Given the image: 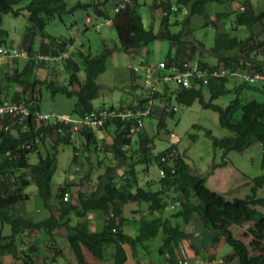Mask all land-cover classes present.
Segmentation results:
<instances>
[{"label": "trees", "instance_id": "obj_1", "mask_svg": "<svg viewBox=\"0 0 264 264\" xmlns=\"http://www.w3.org/2000/svg\"><path fill=\"white\" fill-rule=\"evenodd\" d=\"M20 1L22 0H0V17L6 14L16 16L19 10H22L29 24V28L23 33L22 41H30L31 38L33 39L34 33H38L42 40L34 41L32 45L29 43L26 46L24 63L20 66L19 56H1L9 64V68L0 75V84L2 81L5 83L4 91L10 92L6 98L16 103H22L29 114L23 118L22 124H17L16 118L13 117L0 118V256L7 254L13 260L19 261V264H34L32 255L20 246V235L44 232L50 237L51 231L56 226H60L64 227L66 231L65 239L75 264H88L83 248L99 264H105L108 261L111 264H124L126 260L124 245H131V248H134L136 244L152 239L157 234H161V241L157 248L158 254L162 257L160 264H173L177 259L174 248L180 242H186L188 246L194 247L189 241L194 235L186 233L184 226L190 225L195 220L198 228L200 227L209 235L207 244L213 246L222 241L231 249L230 253L218 258L221 260L220 263L217 262L218 259L214 260L217 264H264V213L253 207L254 205H264V197L255 198L256 190L264 186V89L260 99L252 95H247V99H241L236 93L235 97L229 100L225 106L215 104L212 100L230 91L223 88V83L228 79L226 76L210 78L206 84H202L200 80H193L190 87L186 89L169 90L168 84H164L161 86L162 90L157 89L149 94V98L154 102V110L151 111L150 117L158 115L156 117L157 129L164 126L165 116H171L174 112L169 106L171 98L176 104L185 106L197 101L201 108L214 111L217 114L218 125L231 132L230 136L217 138L212 136L208 129H204V134L210 139L213 149H220L222 155H225L228 151L240 152L254 143L259 144L261 173L250 180L248 194L242 198L234 197L230 200L224 199L221 194L205 185L206 174L200 176L191 172L184 157L175 150L174 145L151 156V139L146 134L145 127L148 126L146 124L147 126L143 127V134L138 137L139 153L135 162L146 165L153 160L156 166H160L159 156L168 153L172 159L171 166H164L165 175L159 177V189L151 191L138 186L134 187L133 192H129L126 190L127 187L118 185L114 180H110V177L99 176L92 189L87 192L76 190V202L70 203L67 200L68 197L65 196L66 190L71 186L70 183L57 186L54 193L50 189L51 176L56 166L57 146L59 144L72 145L73 157H75L74 143L75 140H78L80 147L85 151L89 152L92 147V150L97 152L95 134L86 130L74 133L70 137L69 133L65 131V125L33 116L35 112L42 113L40 107L42 89L46 90L52 98L56 94H61L66 98L74 97V105L71 110L75 114L74 116L80 117L91 112L93 110L91 100L97 96L99 89L95 78L104 71L106 59L110 54V49L103 47L100 52L91 55L85 49L83 42L77 41L75 35L50 36L44 32L46 20L57 16L61 21V15L70 12L73 7L83 9L91 6L96 16H103V22L106 19L110 21L109 24L116 30L119 41L123 42L122 49L135 52L140 46L157 39L166 40L174 47L184 44L183 40L188 32L186 24L189 22V18L203 16L205 21L209 22L207 6L211 3H220L221 0H174V4L169 0H150L151 8L159 13L157 16L159 28L155 32L152 28L144 27L136 9L137 0L118 12H114L112 9L116 0H111L112 16L106 14L104 16L103 10L100 8L104 2L98 0H92L90 3L76 2L69 9H66L63 0H27L22 6H16ZM171 5L176 7L175 12L168 11ZM242 5L241 10L238 7V13L234 20L237 25L248 28L249 34L244 38L229 36L227 32L217 34L210 51L216 57V62L221 64H208L205 60H198L200 66L211 68L222 66L230 70L242 69L243 65L238 62V59L242 57L226 55L224 52L241 51L246 48L247 42L252 39L254 23L264 27V7L253 11L249 3H242ZM180 7L187 9V15L180 22L172 18V23H179L181 28L177 32L171 33L169 31L170 18ZM161 12H166V14L162 15ZM86 18H89L88 22L85 21ZM90 22L91 18L86 14L83 18L84 26ZM92 26H96V24ZM4 36H6V32L0 27V47L12 48L13 46H7L4 43ZM248 48L244 52L255 48L263 49L264 39L254 41ZM193 50L194 45H191L189 53H192ZM37 53L47 55L48 59L36 61L34 55ZM187 58L188 54L185 55L183 48L180 47L175 48L172 55L167 52L164 61L166 65L181 64L189 59ZM242 59L247 61L246 57ZM55 62L60 64L61 69L56 70L55 64H53ZM37 67H46L45 70L50 68L56 72L65 73L67 80L65 83H61L52 77L40 79L34 71ZM251 68L253 72L264 73V65H260L259 62H255ZM81 70L83 72L82 79L79 77ZM73 83L76 85L75 89L70 87ZM11 85L17 86L18 89L12 90ZM204 86L207 88L208 94L206 100L202 95ZM246 86L254 85L247 84L241 87L252 89V87ZM146 100V96L142 94V96L132 99L131 102L121 101L116 107L131 110L142 109ZM1 101L0 97V103ZM113 107L110 105L107 108ZM236 113L237 117L234 116ZM129 122V119L119 121L112 118L107 119L102 127L104 129L109 128L110 124L112 125L110 148L118 157L125 153L122 148L130 144V137L125 135V127ZM5 124H8V129L4 130L3 125ZM193 126L200 128L198 125ZM102 128L100 131L103 130ZM38 148H42L44 154L37 153L36 162L28 163L27 155ZM171 150L173 151L171 152ZM73 161L74 159H72ZM224 165V162H220L217 166ZM213 168V166L209 168L208 174H211ZM77 171L72 170L74 174ZM87 175V173L81 176L77 175L78 184L89 186L90 181L83 179ZM122 177L120 180L127 179L125 174ZM29 185L34 187V195L40 201L41 207L22 212L18 208L22 207L28 199V194L24 192V189ZM170 191L173 192V196H169L167 193ZM63 196L65 197L64 201L62 200ZM54 197L60 201L59 217L48 213L44 217L36 218L39 211L48 208V200ZM166 200H171L176 204L171 217L180 219V222L171 223L168 217L162 216V210L168 205ZM128 202L136 204L142 202L146 206V210L139 213L136 234L133 238L123 232L121 224L124 219L118 215V206ZM89 212L102 214V224L97 230L91 231L89 228V217H87ZM71 215L79 219V223L70 225ZM94 218L98 219V217ZM3 225L9 227L8 234L1 233ZM232 227L241 229V235L246 240L237 238ZM52 249L51 261L57 256H61L60 251L53 252Z\"/></svg>", "mask_w": 264, "mask_h": 264}, {"label": "rangeland", "instance_id": "obj_2", "mask_svg": "<svg viewBox=\"0 0 264 264\" xmlns=\"http://www.w3.org/2000/svg\"><path fill=\"white\" fill-rule=\"evenodd\" d=\"M27 0L20 1L16 6H22ZM66 9L73 7L76 2L90 3L92 0H63ZM104 2L100 7L103 13L112 16L113 12L111 9V0H100ZM174 4V0H169ZM150 0H137V12L140 15L143 25L146 28H152L155 32L159 28L158 17L156 15L157 10H153L149 7ZM242 3H249L253 11H258L264 7V0H221L220 3H211L207 6L208 21H205L203 16H192L189 18V22L186 24L188 32L186 33L185 39L182 45H176L166 40L157 39L149 42L138 48L137 58L130 52H124L123 42H120L116 30L108 25H105L102 21L103 17L96 16L91 6H87L83 9L73 7V9L61 15V21L57 16L46 20L44 26V32L53 37H68L75 35L77 41H82L85 45V49L90 52L91 55L97 54L103 47L110 49V54L105 62L104 71L99 74L95 81L99 86L97 96L91 100L93 110L109 107L110 105L116 106L119 101L128 103L130 100L136 97L142 96L144 92L140 89L142 78H136L133 83L134 87H130L125 80L122 78L115 77V74L124 72L126 73V65L137 67L140 70V66H146L151 69L154 73V69L157 64L165 60L166 53L169 52L171 55L175 52V48H183L184 54H188L189 59L205 60L208 64H221L216 62V57L211 53L210 48L214 37L219 33L227 32L229 36H235L237 38H244L249 34V29L237 25L234 17L238 13V7H241ZM243 6V5H242ZM89 15L91 18L90 24L84 26L83 18L85 15ZM220 14L221 16H217ZM187 15V9L180 7L174 16L170 18L171 24L169 25V31L171 33L177 32L181 25L173 24L172 18L180 22ZM0 27L6 32L4 36V43L7 46H13L18 54L22 51V56H19V66L24 63V53L26 46L34 41L39 42L41 36L38 33H34L33 39L29 41H22L23 33L29 28V24L23 15L22 10H19L18 15L13 16L11 14L1 15ZM89 19V18H88ZM93 24H99L98 26H92ZM107 24V23H106ZM96 31H95V29ZM252 39L247 42L246 48L241 51L231 50L226 51V55H236L242 58L238 59V62L243 65L241 72H253L252 66L255 62H259L260 65H264V48H255L253 50L248 47L254 42L264 39V27L258 23L252 25ZM37 44V43H36ZM36 44L34 45L36 47ZM194 45V50L189 53V47ZM23 46V47H22ZM25 46V47H24ZM245 56V57H244ZM4 57H0V75L9 68L8 62ZM187 58V59H188ZM255 60V61H253ZM140 61L141 63H137ZM262 62V64H261ZM135 63V64H134ZM54 66L57 69H61L60 64L55 62ZM53 67V66H52ZM46 67L35 68L36 75L43 79L44 77H52L55 81L65 83L67 76L65 73L56 72L54 69L51 70ZM2 70V71H1ZM114 74V76H113ZM138 75H142L141 71H138ZM80 79L83 78L82 70L79 72ZM247 85L242 80L241 76L228 77L227 81L223 83V88L229 89L230 91L222 94L212 100L213 103L220 106H225L229 100L235 97L236 93L241 99H247V95L260 99L262 90L264 89V80L257 81L252 89L241 87ZM12 90L18 89L17 86L11 85ZM164 86V85H162ZM5 83L2 81L0 84V97L6 99L10 95V92L4 91ZM74 89L76 85L73 83L71 86ZM158 90L161 89V85H157ZM168 89L171 90V86L168 84ZM238 91V92H236ZM41 101L40 107L43 110L59 109L60 112L68 111L70 101L74 98H66L58 94L56 101L49 96L48 92L44 89L41 90ZM203 98L207 99V88L202 87ZM74 105V103H73ZM72 105V107H73ZM169 106H175V110L171 116H165L164 126L157 129V116L148 117L149 123L145 127L146 134L151 139L150 151L151 156L157 155L161 150L170 146H175V150L184 157L185 162L188 164L189 169L194 174L204 176L206 174L207 183L205 184L209 189L219 193L224 199L230 200L234 197L242 198L249 192V186L251 185V179L261 173L260 158L261 148L258 143L250 145L247 149L237 152L228 151L225 155H222L220 149H213L210 145V139L205 136L204 129H208L212 136L217 138L230 136L231 132L221 128L217 123V114L210 110L204 109L199 106L197 101H193L190 105L176 104L171 98ZM68 113V112H67ZM52 114H58L52 112ZM60 115V114H58ZM70 112V117L74 116ZM237 117V113L234 115ZM193 125H198L200 128H196ZM112 125H109L108 131H111ZM143 131V129H142ZM94 136L98 139L101 134L109 140L108 134L104 131L94 132ZM139 135H133L130 137V144L124 147L125 150L122 156H116L111 151L109 145L104 144V149L98 153L94 151L86 152L81 147L76 148L81 151L82 158L81 164L77 167V173L72 172L73 164L71 162L72 157V145L70 144H59L57 146L56 153V166L52 173L50 180V189L54 193L57 186H64L70 183V187L66 190V196L70 203H75V192L76 190L88 191L93 188L96 184L98 177L102 178L110 177V180H114L119 185L127 187L126 190L133 192L134 187H144L153 191L159 189V177L157 174V166L155 161H150L148 164H142L135 162L138 155V137ZM172 134V136H170ZM84 151V152H83ZM37 153L44 154L42 148H38L35 151L30 152L27 155V161L33 164L37 160ZM102 154H107V159L104 160ZM84 155V156H83ZM98 163H94L96 159ZM132 158V160H130ZM80 159V158H79ZM220 162H224L225 165L218 167ZM213 166L211 174H208L209 168ZM146 167V169H145ZM84 180L90 181L89 186L86 184H78L77 175H85ZM126 175V180L122 179V175ZM24 192L28 194V199L23 203L22 207H19L23 211H32L35 208H40L41 203L35 197V189L32 185L27 186ZM165 192V191H163ZM162 192V193H163ZM161 193V195H162ZM169 196H173V192H167ZM163 196V195H162ZM264 197V186L257 189L255 192V198ZM64 201V200H63ZM168 205L162 210V216L168 217L171 223L180 222V219L172 218L171 215L175 210L176 204L172 203L171 200H166ZM256 210L264 213V205H254ZM49 208V210H48ZM48 208L42 209L37 214L36 218L46 216L48 213H52L55 217H59L60 201L57 198L48 200ZM118 215L123 217L121 228L130 237H134L136 234L137 219L140 212L146 210L144 203L139 204L128 202L120 204L118 206ZM101 213L89 212L87 214L88 225L91 231L97 230L101 226ZM98 217V219L94 218ZM194 220V219H193ZM79 219L70 216V225L79 223ZM100 221V223H99ZM98 224V226H96ZM237 238H242L241 229L231 228ZM187 233H191L195 236L192 241L197 247L200 246L201 251H206L210 256H215V260L219 257L228 254L231 249L230 247L220 241L219 243L210 246L207 244L209 235L203 230L198 228L197 222L194 220L189 226H187ZM2 234L9 233V227L7 225L2 226ZM42 233V234H41ZM32 232L20 235L19 243L21 248L27 250L32 255L34 264H41L48 262L49 264H75L73 255L70 251L68 243L65 239L64 227L56 226L52 231V235L48 237L44 232ZM161 234H157L154 238L144 241L141 244H136L134 248L131 245H124L123 248L126 252V260L124 264H160L162 257L158 254L157 248L161 241ZM187 243L185 242V246ZM31 247L33 248L31 250ZM51 248L60 251L61 256H57L51 261ZM183 250V245L180 247ZM179 254L180 251H177ZM215 252V254H214ZM83 253L88 263L95 262L96 260L83 248ZM180 256V255H179ZM183 256H186L183 254ZM187 258V257H186ZM210 259V257H209ZM0 264H19V261L13 260L9 255L3 254L0 256ZM96 264H99L96 262ZM105 264H111L110 261ZM164 264V263H162ZM205 264H217L205 263ZM232 264V263H231Z\"/></svg>", "mask_w": 264, "mask_h": 264}, {"label": "built area", "instance_id": "obj_3", "mask_svg": "<svg viewBox=\"0 0 264 264\" xmlns=\"http://www.w3.org/2000/svg\"><path fill=\"white\" fill-rule=\"evenodd\" d=\"M134 0H116L114 7L112 8L114 12H118L124 9L126 6L130 5ZM241 10L242 7H239ZM169 12H175L176 7L171 5L169 7ZM165 15L166 12H161ZM171 17V16H170ZM86 22L89 21L88 18L85 19ZM14 48H2L0 47V57H18L22 56V51L16 53ZM26 54L24 53V57ZM36 61L47 60V55L35 54ZM64 56V54H63ZM131 69L136 70L137 67L130 66ZM140 69L144 70L143 80L140 89L144 92L146 96V104L142 109H128V108H99L92 110L91 112L80 116L71 118L69 115H58L52 113L35 112L33 116L38 119L50 120L52 123H61L66 126V130L69 136L72 137L74 133L82 131H92L100 132L107 119H117L119 121L130 120V122L125 127V135L131 137L142 132L145 123L148 121V117L151 116V111L154 110V102L149 98V94L152 91L157 90V85L169 84L171 90L174 89H186L191 85V81L200 80L202 84H206L208 79L217 77H233L241 76L242 80L247 84H255L257 81L264 80V73L260 72H241L239 70H230L218 66L216 68H211L209 66H200L198 59H188L181 64H169L166 65L165 61H161L157 64L152 73L151 69L146 66H140ZM175 106H171L170 109L175 110ZM27 109L22 105V103H16L9 98L2 99L0 103V118L4 116H9L16 118L17 124H22L23 118L28 115ZM3 129H8V124L3 125ZM103 129V128H102ZM172 136V134H170ZM172 145V144H171ZM126 147V146H124ZM123 147V148H124ZM122 148V149H123ZM100 144H96V150H102ZM173 150H171L172 152ZM171 155L162 154L159 156L160 166H157L158 177H163L165 175L164 166H171ZM65 200V197H62ZM218 263L221 262L220 259L217 260ZM40 264V263H39ZM41 264H49L48 262H43ZM173 264H205L203 259L198 254H192L191 257L177 258Z\"/></svg>", "mask_w": 264, "mask_h": 264}, {"label": "crops", "instance_id": "obj_4", "mask_svg": "<svg viewBox=\"0 0 264 264\" xmlns=\"http://www.w3.org/2000/svg\"><path fill=\"white\" fill-rule=\"evenodd\" d=\"M98 1H100V0H98ZM149 7L151 8V4H150V2H149ZM158 12H156V15L158 16ZM104 16H105V14H104ZM103 17V16H102ZM107 23V24H106ZM110 21L109 20H105L104 21V24L105 25H108V26H110ZM93 25H95V24H93ZM99 24H96V26H98ZM95 29V28H94ZM95 31H96V29H95ZM87 49H88V46H87ZM124 52H130V53H132V54H134L137 58H139V55H138V51L137 50H135V52H131V50H125ZM140 59V58H139ZM137 63H141L140 61H138ZM135 64V63H134ZM129 65H131V64H127L126 65V73H124V72H121L120 73V75H119V73H117V74H115V77H117L118 78V76H119V78H122V80H125L127 83H128V85L130 86V87H134V83H133V81L136 79V78H138V77H140V78H142V80H143V74H144V70L143 69H140V70H133V69H131L130 68V66ZM138 71H141L142 72V75H138ZM113 76H114V74H113ZM58 96V94H56V95H54V97H53V101L52 102H54V101H56L57 100V97ZM61 96H63V95H61ZM72 98H74V97H72ZM132 99H134L133 98V96H132ZM131 99V100H132ZM75 100V99H74ZM74 100H72V99H69V101H70V105H69V110L66 112V111H63V112H60L59 111V109H55V107L53 106L52 107V110H49V111H46V110H43L42 108V112H44V113H46V112H55V113H58V114H60V115H69L70 116V112H71V110H72V105H73V103H74ZM131 100H130V102H131ZM120 102L121 101H119L118 103H117V105L118 104H120ZM114 107H116V106H114ZM149 123V120L147 121V123H145V125L146 124H148ZM147 126V125H146ZM105 132V133H107L108 134V137H109V140H107L105 137H104V135L103 134H101V136L98 138V140H97V138L95 137V140H96V144H100L101 145V147L104 149V144H107V145H109V147H110V144H111V142H112V135H111V131H108V128L106 127V128H104L102 131H100V133H102V132ZM74 145H75V147L76 148H79L80 147V144H79V142H78V140H75V143H74ZM82 150H84L83 148H81ZM102 149V150H103ZM90 151H93L92 150V147H90V149H89ZM102 150H98L97 152L98 153H100ZM78 151V152H77ZM85 151V150H84ZM87 152V151H86ZM94 152H96V151H94ZM74 154H75V157H73V148H72V157H71V162H72V159H74V161L72 162V164H73V167H72V170H77V167H79V164H81L82 162H81V158H82V154H81V151L80 150H77L76 149V151L74 152ZM84 156V155H83ZM102 156H103V158H104V160H106L108 157H107V154H102ZM80 158V159H79ZM94 159H96L95 161H94V163H98V159L96 158V157H94ZM207 183V180H205V184ZM187 226H189V225H186V226H184V229H185V232L187 233ZM191 234V233H190ZM193 236V235H192ZM194 238H195V236H193L189 241L190 242H192L193 240H194ZM181 244L183 245V250L181 251V249H180V247H181ZM192 244L194 245V247H190V246H188V245H186L185 246V242H180V244L176 247V248H174V254H175V257L176 258H182V257H191L192 256V254H198V255H200L201 256V258L203 259V261L205 262V263H214V260H215V256H210V255H207L208 253L206 252V251H204V252H202L201 251V248H200V246H196L193 242H192ZM196 249V250H195ZM177 251H180V253L179 254H177L178 252ZM230 253V252H229ZM183 254H185L186 256H183ZM214 254H215V252H214ZM180 255V256H179ZM209 257H210V259H209ZM96 262L97 261H95V262H92V263H88V264H96Z\"/></svg>", "mask_w": 264, "mask_h": 264}, {"label": "clouds", "instance_id": "obj_5", "mask_svg": "<svg viewBox=\"0 0 264 264\" xmlns=\"http://www.w3.org/2000/svg\"><path fill=\"white\" fill-rule=\"evenodd\" d=\"M66 196V195H65ZM64 197V196H63ZM67 197V196H66ZM63 200V199H62Z\"/></svg>", "mask_w": 264, "mask_h": 264}]
</instances>
